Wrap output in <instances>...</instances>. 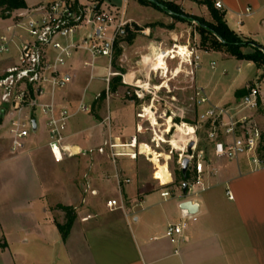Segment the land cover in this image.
Returning a JSON list of instances; mask_svg holds the SVG:
<instances>
[{
    "label": "crops",
    "instance_id": "1",
    "mask_svg": "<svg viewBox=\"0 0 264 264\" xmlns=\"http://www.w3.org/2000/svg\"><path fill=\"white\" fill-rule=\"evenodd\" d=\"M25 1L28 7L35 5ZM172 1L189 14L209 20L206 5L196 0ZM221 1L225 5L223 12L230 29L243 39L264 47V0ZM246 8L252 9L248 15ZM160 12L149 15V26L143 31L147 35L144 40L149 41V55H153L155 49L167 52L178 45H191L189 38L193 28L188 25L189 21H177L165 11ZM126 16L140 25L139 20L128 16L127 12ZM0 20L6 22L5 26H0L1 34L10 21ZM83 34L85 32L81 30L76 39ZM182 37L188 42L181 44ZM136 39L138 43L140 35ZM124 43L120 45L123 47ZM242 50L252 51L249 47ZM198 54L201 61L210 62L211 76L207 79L201 73V62L192 76L186 63L182 65L183 72L175 76L174 71L181 65V59H169L172 76L167 81L164 77L162 79V83L166 82L162 89L168 97L163 98L164 101L169 103V100L176 99L175 90L171 87L178 84L174 81L181 82L179 78L183 73L195 89L193 104L199 115L210 105L234 107L237 91L264 80V77L260 78L258 68L257 72H246L256 66L255 63L237 59L227 51L198 50ZM98 58L93 68L86 67L85 63L92 60L90 54L84 50L76 52L70 60L73 81L58 94V100L65 103L72 114L67 129L68 145L74 147V153L96 157V163L86 160L76 164L80 154L65 156L62 162H56L48 145L44 116L38 119V128L31 133L26 148L19 153H12L9 136L0 132V140H3L0 143V264H28L27 253L21 249L25 247H34L35 256L53 257L55 264H264V166L254 170L246 157L229 160L210 156L204 184L196 200L199 203L198 220L191 222L185 230L187 239L180 244L172 243L166 236V230L169 224L180 221L182 217L183 189L156 188L155 183L140 180L134 163L137 159L122 157L114 164L107 154L98 152L110 136L130 141L137 135L138 125L142 124L133 123L134 115L128 116L132 114L130 108L134 100H126L128 103L124 104V95L120 94L126 88L124 84L120 85L122 90L119 92L107 94V107L98 114L92 113L94 104L104 93L90 96V103H87ZM218 59L222 61L220 69H217ZM212 62H215L214 67ZM171 63L174 64L172 68ZM152 64L153 61L149 60V74L150 71L153 73ZM106 68L105 83L109 71L115 69L114 61L110 65L108 59ZM150 85L157 89L149 79ZM176 88L179 89L178 86ZM197 92L209 101L198 104L200 97ZM157 93L150 91L152 103H155L153 99L158 97ZM105 97L106 93L103 99ZM82 105L88 109L82 111ZM168 120L165 118L161 124L164 135ZM122 122L127 124L119 128ZM171 123L172 127L177 124ZM123 162L129 163L125 166ZM10 163L15 168L13 171L5 169ZM78 167L81 170L78 171ZM95 169L98 172L92 174ZM116 174L122 181L121 188ZM153 178L158 180L155 176ZM125 179H130V182H123ZM10 182H18L21 186L15 190L9 185L4 186ZM158 182V185H164L160 180ZM170 183L172 181L165 185ZM228 190L233 198L229 197ZM159 191L160 195L157 194ZM165 191H169L171 196L163 197ZM121 197L125 200V209L111 210L107 206L108 200ZM69 221L64 235L61 226ZM177 248L179 253L175 252Z\"/></svg>",
    "mask_w": 264,
    "mask_h": 264
},
{
    "label": "built area",
    "instance_id": "2",
    "mask_svg": "<svg viewBox=\"0 0 264 264\" xmlns=\"http://www.w3.org/2000/svg\"><path fill=\"white\" fill-rule=\"evenodd\" d=\"M123 1L124 4L127 2ZM211 1L216 9L224 11L225 5L221 0ZM111 4L105 8L100 1L54 0L14 10L7 19L10 24L0 34V132L9 136L12 153H19L26 148L31 133L38 128V113L46 119L48 145L56 162H62L65 156L74 157L82 153L72 152V147L67 143V129L72 114L68 106L58 100V94L73 81L70 60L76 52L84 50L90 54L92 60L85 63L86 67L93 68L98 57H107L111 65L117 43L127 35V28L133 27V21L126 16L125 6L121 9L112 8ZM251 11V8H246L247 15ZM81 30L85 34L76 39ZM187 48L189 56L185 63L190 67L189 74L193 75L200 67L201 56L195 47L188 45ZM212 66H215V62H212ZM116 74L121 75L123 84L128 88H137L134 93L139 99L144 98L137 84L127 82L124 74L112 70L105 79L107 94L111 91V79ZM263 83L264 80L248 86V91L232 108L210 105L199 115L198 122L194 123V136L179 142L183 146L182 150H178L180 169H183V160L189 159L187 173L191 176V180L187 181L185 201H192L199 206L196 200L210 161L206 150L199 145L198 132L201 128L207 129L214 156L229 160L246 157L254 170L264 166V131L255 118L256 112L264 111ZM128 88L126 94L133 96ZM196 95L200 97V92ZM208 101L206 96L197 100L198 104ZM150 107L152 111L154 105ZM87 109V106H81L82 111ZM141 115L138 114L143 118ZM149 121V131L154 134L152 143L155 144L149 146L158 148L160 143L155 141L157 126L151 118ZM137 132H144L143 123L138 125ZM143 144L147 143L140 142L138 135L130 141L110 136L98 148V152L107 154L116 164L119 158L136 160L140 154H146L142 152ZM116 178L121 188L120 176L116 174ZM123 182L129 183L130 179ZM227 193L233 198L230 190ZM162 196L170 197L171 193L165 191ZM107 206L111 210L125 209V200L123 197L110 199ZM197 212H183L180 221L169 224L166 236L172 243L180 244L183 239H187L185 230L191 222L198 220ZM179 251V248L175 250L176 253Z\"/></svg>",
    "mask_w": 264,
    "mask_h": 264
},
{
    "label": "rangeland",
    "instance_id": "3",
    "mask_svg": "<svg viewBox=\"0 0 264 264\" xmlns=\"http://www.w3.org/2000/svg\"><path fill=\"white\" fill-rule=\"evenodd\" d=\"M29 4L33 5H37L36 3H47L50 1H54V0H27ZM85 1V0H83ZM87 2L91 3V2H96V1H104L103 2V6L109 7V1L110 0H86ZM113 3V4H111ZM111 6L112 8H122L123 6H125L126 12L128 16H132L136 19L139 20V24L134 23L133 22V27L131 28V34H129L128 36H126V41H124V46L122 47L121 45L118 46L115 50V54L113 56V61H114V65H115V69H113V72L116 73H120V74H129L128 78L130 81H132L133 83H138L142 88H139V92L141 94L144 95L143 99H139L136 94L134 93V90H137L136 87H130L128 88L126 86V88H123V93H120L121 95H124V97L122 98V100H124V104H127L128 101L130 99L134 100L133 103H131V111L132 114L129 113L128 116L130 115H134V122L137 125L139 123H143L144 126V132L140 135H138V139L140 142L143 143H147V144H151V145H155L154 143H152V139L154 137V134L149 131V127H150V121L149 118H151L149 115L147 117L144 118H140L138 116V114H144L145 113V109L146 108H150L151 110V105H154L152 111H153V115L156 116L159 126H157V132L162 134L163 133V126L161 125L164 121L165 118L167 116V118H169L170 123L172 122V119L174 121V123H178L176 125L179 124H183V123H190L191 125L194 126V131H195V122H198L199 120V113L197 111H195L194 106L195 104H193V93H194V87L191 86L190 83V79L188 77H186V75L183 73V75H180V80L181 82L179 83L178 81H174V83H178L176 84L175 87H171L172 90H175L174 93L176 96V99H174V101L170 102L171 100H169V103H167L166 101H164L163 98H168L166 92L164 91V89H154L153 86H149V79L152 81V84L157 85V86H161L162 83V79L163 76L161 71H156L153 68H151V70L153 71V73L150 71L149 74V60L153 58V64L152 65H163L166 62V57L171 59L170 55L168 56V51H159V50H154L153 51V55H149V41L148 40H144V36H147L145 33H143V31L146 30V28L149 26V15H154V14H160V10L155 7L152 3H149L148 1L145 0H127V2L124 4L123 0H112L111 1ZM150 4V5H149ZM150 6V7H149ZM185 13H187L188 11L186 9L183 10ZM116 12V11H115ZM189 14V12L187 13ZM207 18H209V20H212V16L210 11L208 10V14H207ZM188 22V21H187ZM5 26L6 22L4 20H0V26ZM188 25L191 26L192 29V36H190V44L191 47H195L198 50H205V47L201 44V38L200 35L197 34V31H195V28H197L198 24L197 22H192L189 21ZM188 28V27H187ZM197 30V29H196ZM135 35V36H133ZM137 35H140L141 40L138 41V43L136 42L137 39ZM134 37L132 43L129 42V39ZM144 40V41H142ZM188 41L186 40L185 37H182V41L181 44L187 43ZM177 47H181V45L175 46V48ZM252 51L253 48L251 46H248ZM245 47V48H248ZM124 48V49H123ZM120 50V52H119ZM170 50V49H169ZM126 51V52H125ZM211 51V50H210ZM218 51H222L224 52L225 49L223 50H218ZM251 51V52H252ZM124 52V54H123ZM168 59V60H169ZM176 59V58H175ZM180 59V58H179ZM236 60V59H235ZM98 64L96 66V70H95V79L92 80L91 82V86L88 89V97H87V103H90V96L96 95L98 92H105L106 93V83L104 82V77L107 75V62H108V58L106 57H99L97 60ZM168 64V63H167ZM244 64V63H243ZM174 64H170V67H174ZM233 65V64H232ZM222 66V61L221 59L217 60V69H220ZM169 67V66H168ZM201 67H202V74L204 76L207 77V79L211 76V74L213 73V70H211V64L210 62H207L205 60L201 61ZM257 68L259 69V76L260 78L264 77V66H260L254 65V67L247 69L246 72H257ZM216 69V70H217ZM215 70V71H216ZM128 71H130L128 73ZM134 72V74H133ZM156 74H155V73ZM172 72V71H171ZM169 74V77L172 76V74ZM121 76V75H119ZM134 76V77H133ZM192 76V75H191ZM116 77H112L111 79V84H113V79ZM122 78V77H121ZM168 78H166L167 80ZM86 80H89L88 77ZM186 80L188 82H186ZM186 82V83H184ZM173 83V82H172ZM143 85V86H142ZM185 86L184 88L181 86ZM253 85L250 84L249 86ZM178 86L179 89H177L176 87ZM121 86H117L116 89H113L111 87V91L110 94L119 92V89L122 90V88H120ZM164 87H166V83L164 85ZM130 90L133 94V96L131 95H127L126 91ZM156 88V87H155ZM174 88V89H173ZM169 90V89H168ZM158 92V97L155 100V103L152 104L151 102V98L152 95L149 94V92ZM246 92L248 91V87L245 90ZM241 99V97H237L236 102H239ZM128 100V101H126ZM107 93H106V97L103 99V97L99 98L96 103L93 106V110L92 113H96L98 114L100 112L101 109H103L104 107H107ZM113 108H114V104H113ZM114 112V109H113ZM115 113V112H114ZM165 113V114H164ZM164 114L165 118H162ZM41 114L38 113L37 118L41 119ZM168 116H173L172 118L168 117ZM255 118L257 119V121L261 124L263 131H264V111H258L255 113ZM127 124V122L125 123H120L119 124V128L124 127ZM186 125V124H185ZM172 126V123H171ZM181 126H178L177 128H179ZM161 128V129H160ZM133 129H135V127L133 126ZM176 131H173L172 133H170L169 135H166V139L169 141L171 140L173 137H176ZM47 138V137H46ZM180 139V138H179ZM3 140H0V143ZM42 141V140H41ZM198 141H199V145L201 148L205 149L207 152L208 157L210 158V156L213 155L212 150H211V145L210 142L208 141L207 138V129L206 128H201L198 132ZM8 142V141H7ZM44 142V141H43ZM42 142V143H43ZM38 143H40V140L38 141ZM154 150H156L159 153H162L163 155L168 156L169 158L164 159L161 158V162L163 164H166L168 166V169L170 170V173L172 174L173 180L172 183H170V185H158L159 182L158 180H155L154 177V173L156 170V165L154 166V164L152 163V161L150 160V156L148 157V154L146 153L145 155L142 154L141 156H139V158L134 161V163L136 164V170H137V174L140 177V180L143 182H149V183H155L156 188H159V186L162 187H169L170 190H178V188L180 189L181 186H183V184L187 181L191 180V176L189 175V179L186 181L182 180L181 174H180V164H179V152L178 150H174L172 147V145H170L169 142H162L160 143V146L157 148L155 146H152ZM82 154V153H81ZM80 154V155H81ZM147 155V156H146ZM80 158L76 161V164H81L82 162H85L86 160L92 161L93 163H96V157L89 155V156H79ZM208 158V159H209ZM126 161V160H125ZM54 163V161H53ZM129 163V162H128ZM127 162H123V165H127ZM54 166H56V164H53ZM155 167V168H154ZM9 168V170L13 171L12 169H15L12 166V163H10L8 165V167H6L5 169ZM54 168V167H53ZM17 169V168H16ZM81 170L80 167H78V171ZM126 171V170H125ZM98 172V170H92V174H96ZM127 173V172H125ZM10 186V188L14 189L15 188H19L21 186V184L19 185L18 182L14 183V182H10L5 183L4 186ZM28 185V184H26ZM45 185H47L45 183ZM158 185V186H157ZM24 186V185H23ZM22 186V187H23ZM182 190V189H181ZM159 191L157 194L160 195ZM0 219H2V216L0 215ZM70 225V221L67 223V225L65 224V227L67 228V226ZM23 251H25L27 254V259H28V264H55L54 262V258L49 256V255H38L35 256L34 252H35V248L34 247H25V248H21ZM36 257V258H35ZM35 258V259H34ZM22 263V261L20 262ZM17 264H19V262H17Z\"/></svg>",
    "mask_w": 264,
    "mask_h": 264
},
{
    "label": "trees",
    "instance_id": "4",
    "mask_svg": "<svg viewBox=\"0 0 264 264\" xmlns=\"http://www.w3.org/2000/svg\"><path fill=\"white\" fill-rule=\"evenodd\" d=\"M148 1V0H145ZM158 4L152 3L158 9L165 11L170 14L177 21H190L194 20L197 22V33L200 35L201 44L205 47L206 51L210 50H224L227 51L232 56L240 60L251 61L257 65L264 66V47L257 44L251 40H245L240 37L235 31L230 29L226 20L225 14L223 11L216 9L214 2L211 0H196L201 4H204L208 7L212 20H206L203 17L187 14L183 9L172 0H157ZM28 5L25 0H0V19H8L14 10L25 9ZM131 34V28H127V35ZM125 36V37H126ZM135 36V35H133ZM121 39L117 43L116 48L120 44L126 41V38ZM129 39V42L132 43L134 37ZM251 46L253 48L252 52H244L242 49L244 47ZM120 52V50H119ZM121 76L115 78V84H111L113 89H116L117 86L122 85ZM246 93L245 89H241L236 92L237 97H242ZM105 95V92L101 94V97ZM178 124V123H177ZM194 136V135H193ZM183 181L189 179V173L186 175L180 171ZM63 234H66L67 228L61 226Z\"/></svg>",
    "mask_w": 264,
    "mask_h": 264
},
{
    "label": "bare ground",
    "instance_id": "5",
    "mask_svg": "<svg viewBox=\"0 0 264 264\" xmlns=\"http://www.w3.org/2000/svg\"><path fill=\"white\" fill-rule=\"evenodd\" d=\"M170 55L171 59L172 58H180L181 59V65L178 66L177 70L174 71L175 76H178L181 72H183L182 70V65L187 61L188 56H189V51L188 48L185 45H181V47H177L175 49H170L168 50V56ZM168 59L166 57V62L168 63ZM150 61H153V58L150 59ZM161 64V65H152V68L156 71H161L163 76L165 79L169 78V74H170V69L168 67V64ZM129 74L125 75V80L129 83L132 84H137V86H139L140 88H142L138 83H133L132 81L129 80L128 78ZM174 79V78H173ZM167 81V80H166ZM166 82H164L161 86H156L157 89H161L164 87ZM143 86V85H142ZM145 113L141 115V117H147L148 115L151 117L153 124L155 126H158V120L156 118V116L153 115V112L150 110V108H146ZM170 118H172L171 116H168ZM148 118V117H147ZM167 118V116H166ZM173 121V119H172ZM186 124V125H185ZM178 126H181L179 128H177ZM160 127V126H159ZM161 129V128H160ZM164 129V128H163ZM165 129L166 131L165 134H169L172 133L173 131H176V137H173L171 139V142H169L167 139H165V135L164 134H160L158 132H156L155 134V141H158L159 143L162 142H169L170 145H172V147H174V150H182L183 146L179 143L181 140H184L190 136H193L194 133V126L191 125L190 123H183V124H179V125H173V127L171 126L170 120H168L165 124ZM180 138V139H179ZM72 152H74V147L71 148ZM142 152L143 153H147L150 156V160L152 162H154V164L156 165V170L154 173V176L156 179L160 180L162 184H167L169 182H171L173 180L172 174L170 173V170L168 169V166L166 164H163L161 162V158L166 157L165 159L169 158L166 155H163L162 153L160 154L159 152H156V150H154L153 148H151V146H149V144H143L142 145Z\"/></svg>",
    "mask_w": 264,
    "mask_h": 264
},
{
    "label": "water",
    "instance_id": "6",
    "mask_svg": "<svg viewBox=\"0 0 264 264\" xmlns=\"http://www.w3.org/2000/svg\"><path fill=\"white\" fill-rule=\"evenodd\" d=\"M152 3H155V4H158V1L157 0H148ZM182 166H183V169H182V172L184 175L187 174V170H188V166H189V159H184L183 162H182ZM187 187H188V184L187 182H185L183 184V191L186 192L187 191ZM198 204H194L192 201H184L182 202L181 204V210L182 212H188L189 214H193L195 212L198 211Z\"/></svg>",
    "mask_w": 264,
    "mask_h": 264
}]
</instances>
